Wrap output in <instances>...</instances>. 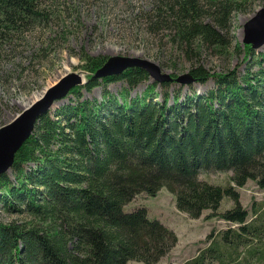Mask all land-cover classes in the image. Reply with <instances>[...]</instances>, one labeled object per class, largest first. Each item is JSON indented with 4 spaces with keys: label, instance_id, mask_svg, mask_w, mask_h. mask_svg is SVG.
I'll use <instances>...</instances> for the list:
<instances>
[{
    "label": "trees",
    "instance_id": "1",
    "mask_svg": "<svg viewBox=\"0 0 264 264\" xmlns=\"http://www.w3.org/2000/svg\"><path fill=\"white\" fill-rule=\"evenodd\" d=\"M255 1L159 0L151 28L167 31L191 60L205 47L228 52L232 14ZM37 7V0H0V56L38 19ZM255 44H244L243 72L192 65L197 82L212 78L214 86L183 97L180 90L169 95L173 81H151L140 67L96 78L106 58L86 57L91 74L67 94L75 101L41 115L10 172L0 175V210L17 215L0 219V264L157 263L177 234L149 218L145 206L125 205L162 187L191 218L208 210L206 219L238 224L216 234L212 229L209 244L185 264H264V203L249 220L238 190L248 180L264 189V54ZM113 80L128 86L114 93L108 88ZM97 86L100 99L83 97ZM211 171L232 174L225 184L200 177ZM227 198L233 204L221 209Z\"/></svg>",
    "mask_w": 264,
    "mask_h": 264
},
{
    "label": "rangeland",
    "instance_id": "2",
    "mask_svg": "<svg viewBox=\"0 0 264 264\" xmlns=\"http://www.w3.org/2000/svg\"><path fill=\"white\" fill-rule=\"evenodd\" d=\"M37 4L41 12L38 19L5 44L1 52L0 127L9 123L29 105L32 101L24 105V100L43 89L48 82L53 84L70 72L80 73L87 80L86 75L91 74L88 59L93 57H105L106 61L110 56L118 55L146 58L157 63L162 72L178 76L189 71L195 63L204 65L211 72L229 71L237 66L243 72L246 67V62H243L246 54L244 44L249 41H258L254 49L256 53L264 54V29H248L258 11L264 9L262 0H256L251 6H244L242 10L232 14L230 34L225 37L227 41H231L228 52L220 53L205 47L201 50L199 59L196 57L194 60L173 46L167 31L156 33L152 30L151 19L155 16L159 0H37ZM209 9L213 11L210 7ZM204 12L208 13V10ZM150 80L154 81L151 77ZM171 81L173 82L168 92L172 96L180 90L183 97L190 94L191 89L202 94L214 86L212 78L206 84L197 81L189 84ZM148 83L150 82L140 83L131 91V95L143 92ZM126 86L125 81L113 80L109 82L108 88L118 94ZM156 90L159 94L162 92L161 87ZM82 92L84 98H101V86L95 87L91 92ZM154 99L159 101L160 95ZM74 101L75 97L72 95L56 100L49 112L54 113L57 108ZM231 174V171H211L202 173L200 177L225 184L230 180ZM238 190L240 201L249 210L251 220L254 218V206L264 203V189L255 181L248 180ZM232 204L233 201L227 198L221 209ZM139 206H145L149 218L160 220L178 236L176 245L155 264H185L197 255L200 248L209 244L207 236L212 229L216 234L238 225L219 218L206 219L208 210L201 217H189L177 208L175 195L166 187L152 194H138L125 205V210ZM16 217L17 215L0 210L2 221L7 222ZM129 264L143 263L131 260ZM213 264H217V261Z\"/></svg>",
    "mask_w": 264,
    "mask_h": 264
},
{
    "label": "water",
    "instance_id": "3",
    "mask_svg": "<svg viewBox=\"0 0 264 264\" xmlns=\"http://www.w3.org/2000/svg\"><path fill=\"white\" fill-rule=\"evenodd\" d=\"M264 29V9L258 11L251 20L248 29ZM262 36V33H259ZM255 41V40H254ZM259 43L258 41H255ZM131 67H140L148 71L150 77L157 81H170L175 79L181 84L194 82L190 71L178 76L162 72L159 65L146 58L129 56H110L93 74L96 78L113 76ZM86 82L84 75L70 72L61 76L56 82L49 85L45 92L25 106L23 110L13 117L9 123L0 127V175L8 173L14 162L16 152L31 135L38 118L47 113L56 100L63 99L75 86Z\"/></svg>",
    "mask_w": 264,
    "mask_h": 264
},
{
    "label": "bare ground",
    "instance_id": "4",
    "mask_svg": "<svg viewBox=\"0 0 264 264\" xmlns=\"http://www.w3.org/2000/svg\"><path fill=\"white\" fill-rule=\"evenodd\" d=\"M258 38V37H257ZM259 39V38H258ZM260 39H262V37L260 38ZM256 45V44H255ZM173 80H175V79H173ZM195 80V79H194ZM171 81V80H170ZM176 81V80H175ZM196 81V80H195ZM194 81V82H195ZM52 82H48V84L47 85H49V84H51ZM46 85V86H47ZM46 86L43 88V89H41V90H39V91H36V92H34L31 96H29L28 98H26L25 100H24V102H23V104L24 105H27V104H29L31 101H34V100H36L37 98H39L40 96H42V94H43V92H44V89L46 88ZM262 186V185H261ZM220 209V208H219ZM257 219V218H256ZM155 264V263H154Z\"/></svg>",
    "mask_w": 264,
    "mask_h": 264
}]
</instances>
